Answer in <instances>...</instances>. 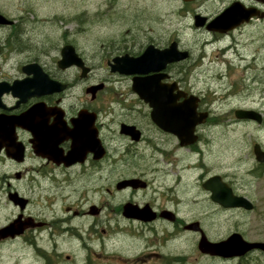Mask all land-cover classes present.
<instances>
[{
    "label": "flooded vegetation",
    "instance_id": "flooded-vegetation-1",
    "mask_svg": "<svg viewBox=\"0 0 264 264\" xmlns=\"http://www.w3.org/2000/svg\"><path fill=\"white\" fill-rule=\"evenodd\" d=\"M193 1L197 5L192 18L195 14L207 18L199 28L216 39L225 38L227 47L238 60L245 58L240 51L245 40H258L259 36L264 39V0ZM227 8H231L227 29L208 31L206 22ZM24 12L30 13V10L21 9L16 18L0 12L9 20L0 24V215H15L12 221L18 218V224L23 226L21 233L0 238V245L18 242L17 247L26 250L34 264H53L64 242L74 243L82 250L97 244L105 246L101 237L104 215L117 216L118 220L140 225L148 231L154 223L183 228L186 221L179 216L185 215L180 211L183 209L180 203L186 201V197L197 200L205 196L215 212L221 214L244 210L214 202L210 191L203 186L206 179L217 175L233 194L239 195L226 175L205 169L207 165L200 157L199 142L202 125L206 122L195 126L194 142L181 145L174 133L154 123L149 103L131 89L135 74L119 72L124 68L122 61L114 63L115 58L139 56L149 45L163 50L173 40L177 42L176 47L182 49L178 39L165 38L166 29L160 34L154 33L153 27H145L141 37L137 31L131 37L127 28L137 27L138 19L140 27L147 17L142 13L117 16L112 25L126 27V30L115 38L105 37L98 51L100 69L106 71L110 80L123 81L118 93L121 99L109 105L102 95L108 87V79L98 77L88 82L94 68L87 61L85 50L77 48L65 30L59 47L42 44L41 36L47 34H40L42 27L28 19ZM60 22L66 26L74 20ZM66 45H71L81 58L83 66L88 68L87 75L83 76L77 65H59ZM189 62L190 56L165 63L157 72L162 75L160 83L176 84L173 93L184 94L176 98L177 103L189 96L196 97L195 109L207 112L209 117V109L203 107L204 95L194 91L186 79ZM151 73L153 71L148 74ZM99 82L104 84L91 90L90 87ZM58 84L63 88L58 90ZM232 119L240 120L234 116V111ZM123 125L130 131L122 132ZM94 138L93 146L98 145L97 149L100 146V156L85 150L89 140ZM182 150L193 154L197 162L191 177L196 191L190 195H186L185 190L189 170L181 164ZM111 165L126 172L110 178L107 187L106 170ZM159 167L163 181L155 186L154 171ZM132 178L138 179L135 186L121 185L122 181ZM125 215L154 216L144 220ZM162 215H173L174 219L169 221ZM254 253L260 252L251 251L245 258ZM153 255L158 253L151 251L146 256ZM160 256L163 264H168L169 253ZM19 258L6 264H23Z\"/></svg>",
    "mask_w": 264,
    "mask_h": 264
},
{
    "label": "rangeland",
    "instance_id": "rangeland-1",
    "mask_svg": "<svg viewBox=\"0 0 264 264\" xmlns=\"http://www.w3.org/2000/svg\"><path fill=\"white\" fill-rule=\"evenodd\" d=\"M196 5L194 1L182 0H0V12L16 18L20 10L27 7L30 13L24 12V15L42 27L39 33L47 34L41 36L42 44L49 47L60 46L65 30L68 39L88 54L87 61L94 68L88 82L98 77L108 79V87L102 95L109 105L121 99L118 93L123 81L110 80L106 71L100 69L98 51L105 37L115 38L126 30V27L112 25L117 16L131 17L134 13L140 16L142 13L147 17L140 27L138 19L137 27L127 28L131 37L136 31L141 37L145 27H153L154 33L160 34L166 29L168 35L166 33L165 38L178 39L182 49L190 53L186 79L194 91L204 95L203 107L210 111L202 125L199 142L200 157L207 165L205 169L226 175L228 181L232 180L236 192L247 197L254 206L251 211L235 210L221 214L215 212L205 196L197 200L186 197V201L180 203L183 207L180 211L185 215L179 216L184 222L199 221L211 241L225 238L235 231L248 241H264V164L258 163L253 154L255 143L264 150V39L259 36L258 40H245L240 48L245 58L238 60V56L227 47L225 38L216 39L193 26ZM66 19L74 22L63 26L60 21ZM238 107L257 110L262 121H235L232 119L233 110ZM180 155L184 158L181 162L183 168L186 166L189 170L185 176V190L186 195H190L196 191L191 179L196 157L184 150ZM120 172L126 171L117 170L112 165L107 168V187L108 180ZM154 172V185L157 186V182L163 181L162 171L159 167ZM13 218L15 215H0V227ZM102 221L104 232L101 237L105 246L97 244L82 250L74 243L64 242L53 264H124V261L127 264H163L161 253H169L168 264H264V255L259 253L240 260H223L202 254L196 247L199 235L176 224L154 223L152 230L146 231L140 225L118 220L114 215H104ZM121 243L123 247H120ZM17 246L20 243L0 245V263L6 264L20 257L23 264H34L27 251H21ZM151 251L158 255L146 256Z\"/></svg>",
    "mask_w": 264,
    "mask_h": 264
},
{
    "label": "water",
    "instance_id": "water-1",
    "mask_svg": "<svg viewBox=\"0 0 264 264\" xmlns=\"http://www.w3.org/2000/svg\"><path fill=\"white\" fill-rule=\"evenodd\" d=\"M230 10L231 8H227L216 18L209 20L205 24V28L210 31L224 32L227 29V23L229 21L228 11ZM206 19L207 18L204 16L195 14L193 17V25L195 27L203 26ZM8 21L9 20L0 13V24H5ZM176 46L177 43L175 41L171 42L170 45L163 50L154 49L149 45L139 56L115 58L114 63L118 64L119 61H122L124 68L120 69L119 72L124 74H135V76L132 77L131 89L136 92L144 102L149 103L152 108L150 111V117L154 123L160 128L174 133L179 138L181 145H188L196 140L194 128L197 124L205 121L207 113L196 111V97L189 96L182 102L177 103L175 101L176 98H179V95L184 94L181 92L173 93L176 85L175 83L170 85L160 83L162 75L157 72L165 63L181 60L189 56L187 50H178ZM72 64L81 67L82 75H85L88 71L87 67L85 68L83 66L81 58L75 53L74 48L71 45H66L61 51L59 65L64 67ZM151 71H153V73L148 74ZM58 85V90L63 88L60 86L61 84ZM101 86L102 83L91 86L90 88L91 90H96ZM234 115L238 119H251L257 123L261 122V114L253 109H235ZM128 129V126L123 125L121 131L125 133L130 131ZM88 143L89 146H85V150L95 152L96 156L102 154L100 146L99 149H97L98 145L93 146V144L96 143L95 138L90 139ZM253 154L256 161L264 163V150H262L258 144L253 145ZM135 182H138V179L132 178L122 181L121 185L135 186ZM203 186L211 192L210 198L223 207H242L245 210H251L253 208V204L249 199L242 195L232 194L230 188L227 187L217 175L209 177L203 183ZM125 216L150 220L154 215ZM162 216L169 220H173L174 218L173 215ZM18 220L19 219L17 218L9 224L1 227L0 238L14 236L21 233L23 226L18 224ZM184 228L199 231L201 233L197 242V248L204 254L230 258L243 256L252 249H258L264 252V241L245 240L239 232H232L225 239L219 241H210L202 232L197 221L185 224Z\"/></svg>",
    "mask_w": 264,
    "mask_h": 264
}]
</instances>
